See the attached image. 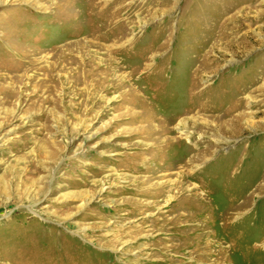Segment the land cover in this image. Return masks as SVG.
Wrapping results in <instances>:
<instances>
[{
  "label": "rangeland",
  "instance_id": "obj_1",
  "mask_svg": "<svg viewBox=\"0 0 264 264\" xmlns=\"http://www.w3.org/2000/svg\"><path fill=\"white\" fill-rule=\"evenodd\" d=\"M0 264H264V0H0Z\"/></svg>",
  "mask_w": 264,
  "mask_h": 264
},
{
  "label": "bare ground",
  "instance_id": "obj_2",
  "mask_svg": "<svg viewBox=\"0 0 264 264\" xmlns=\"http://www.w3.org/2000/svg\"><path fill=\"white\" fill-rule=\"evenodd\" d=\"M131 102H133L132 104H134V105H138L137 102H134V101H131ZM135 120L136 119L133 118L131 120V122H134ZM140 120L143 121V122H146L149 125L152 123L151 117H146L145 119L141 118ZM163 121H165V120H163ZM139 133H142V132L139 131ZM143 133L145 134V137L155 141V143L153 145H151L149 148L146 149V151H148V153L152 152L154 156L158 155L159 152H162V151L164 152V150H165L164 148H168V145H170V143L168 142L169 140L167 141V139H164L163 136H165V134L162 133L161 131L157 132V131L145 130V131H143ZM162 137H163L164 141L160 142ZM180 156H181V159H180V162L178 164L172 163V161L170 159L171 158V154H169L167 156V158H165L166 162H165L164 166H162L163 165L162 164L160 166V168L158 169V172H157V174L160 173V176L153 174V176L151 177V180H153V182L156 181V180L157 181L154 183L153 187H150L148 189V191L144 193V195L147 196L148 198H150L151 201L149 203H146V204L138 205V207H145L147 209L154 208V207H156L157 200L159 198H161L163 202H167L170 199V196H167L168 192H173L175 189L180 190V194H179L180 202L179 203L175 202L176 204L171 205L170 206V210H169L170 212H178L177 213L178 215L174 216L169 221L174 226L178 225L183 220H189V217L191 216L190 213L193 210H195V209H197L196 211H198L196 213L195 217L197 218V220H201L202 219V211L200 209H198L197 206L200 207L201 204H205L204 203L205 202L204 198H205V196L207 194L206 191L202 190L200 187H197V191H199V190L200 191L199 192L195 191L194 193H192L193 195H191L190 190L188 188H187V190H184V188H183L184 185H182V184L180 185V182L178 183L177 181L172 179L173 171L177 167H180V170H181L180 173L177 174L178 176L181 177V179H182L181 182L184 181L186 178L188 179V177H190V173L187 171L189 163H190V160L187 159L186 157H184L185 156L184 153H183V155H180ZM174 161H176V160H174ZM161 179H162V181H160ZM153 182H151V183H153ZM156 184H158V185H156ZM192 196L194 197L193 198L194 199L193 200L194 201V206L193 205H189L190 203H188L190 201V199H192ZM212 212L213 211H211V213ZM174 214H176V213H174ZM212 218H213V216H212ZM204 220H205V218H204ZM176 232H177V235L180 236L181 234H184L186 231L184 229H182V228H178ZM186 236H183V238H185ZM203 253H205V252H203Z\"/></svg>",
  "mask_w": 264,
  "mask_h": 264
}]
</instances>
